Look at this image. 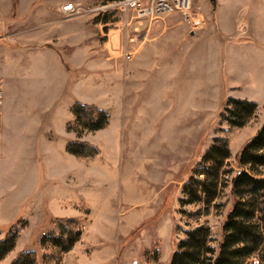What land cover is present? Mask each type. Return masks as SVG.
<instances>
[{"label": "rangeland", "instance_id": "374dc122", "mask_svg": "<svg viewBox=\"0 0 264 264\" xmlns=\"http://www.w3.org/2000/svg\"><path fill=\"white\" fill-rule=\"evenodd\" d=\"M64 1L55 0L53 8ZM194 1L204 15L202 26L192 28L179 13L146 21L131 60L117 50L121 15L116 10L68 20L60 16L59 23L69 27L61 38L45 32L46 38L35 42L57 44L71 80L65 87L54 68L35 64L29 70L37 73L12 81L9 138L0 162V193L7 195L0 197V219L6 221H0V239L13 227L22 229L0 264L25 250H35L42 264L51 248L43 239L56 232L60 218L73 217V176L71 184L59 177L70 195L66 207H51L55 187L45 181L56 178L47 173L52 168L88 173L87 184L76 193L87 203L78 216L82 236L61 264H132L135 258L139 264H171L185 231L204 222L219 247L237 200L233 179L240 151L264 122V0L251 1L248 14H219V21L216 4ZM38 3L14 0V13L0 17L7 33L3 40L15 42L14 32L22 29L45 30L44 17L22 15L36 12ZM82 96L109 112V125L78 133L71 122L69 135H62L67 103ZM230 96L256 101L255 115L232 136V156L209 209L202 202L182 203L183 186L219 135ZM45 132L56 135L42 144ZM71 138L91 142L99 154L86 165L73 164L65 144Z\"/></svg>", "mask_w": 264, "mask_h": 264}, {"label": "trees", "instance_id": "16d2710c", "mask_svg": "<svg viewBox=\"0 0 264 264\" xmlns=\"http://www.w3.org/2000/svg\"><path fill=\"white\" fill-rule=\"evenodd\" d=\"M258 103L230 96L221 113V126L206 150L195 175L184 184L182 203L202 202L209 209L216 197L226 160L232 156V136L255 115ZM77 132L100 130L110 123L109 112L95 104L75 102L70 109ZM67 150L79 159L99 154L97 146L88 141L71 140ZM240 169L233 179L237 196L224 224V237L216 249L212 244L211 226L201 223L185 231L171 264H256L254 256L264 264V123L245 144L239 154ZM208 211V210H207ZM82 217L60 218L56 232L43 239L50 243L42 264H61L65 253L81 239ZM22 227H13L0 239V262L15 248ZM9 264H39L35 250L20 251Z\"/></svg>", "mask_w": 264, "mask_h": 264}, {"label": "crops", "instance_id": "0c3cea01", "mask_svg": "<svg viewBox=\"0 0 264 264\" xmlns=\"http://www.w3.org/2000/svg\"><path fill=\"white\" fill-rule=\"evenodd\" d=\"M5 1H6L5 5L0 6V17H8L14 13V0H5ZM28 1L40 2L37 5L38 6V8L36 9L37 11L36 12L33 11L32 14H29L30 12H23L22 15L44 17L45 19L42 20L41 23L44 26H46L45 30L43 31L41 30L38 32H33V31L31 32L29 29H24V30L22 29L17 33L14 32L16 36L15 42L13 41L8 42L3 40L7 37V33L5 31H2L4 27L0 26V75H2L5 79V105L3 109L4 129H3L2 139L0 142V162L2 159V155L5 151L6 143L8 142V138H9L8 129L10 124V112L13 101V93H14L13 91L14 87L12 85V81L16 77L17 78L19 76L23 77L25 73H27L28 75L31 74V72L33 71L32 70L30 71L29 67L33 68L35 64L36 65L44 64L45 66H48L51 69L54 68L57 73V77L58 75L61 76V80H62L61 83L65 87L69 85L71 80V72L66 67L65 64L67 62L61 56L57 44L50 45L48 43L45 44L44 46L35 45V42L42 41L44 40V38H46L44 36L45 32L47 34L49 33L50 36L58 35V37L61 38L63 32L65 33L66 29L69 28L67 24L63 25L59 23L61 22V17H60L61 14L57 8L56 9L53 8L55 0H28ZM251 1L253 0H217L216 6L218 8L217 9L218 21L220 16L219 14H221V16L223 17H229V16L232 17L236 15L239 16L241 12L248 14V11H251L253 8V6L251 5ZM257 8L258 6H256V9ZM212 28L214 30L217 29L216 26H213ZM73 32H76V30H73ZM30 44H32V47L29 46ZM33 73L34 74L37 73V70H35ZM251 80L254 81L255 79H251ZM256 81L258 80H255L254 82ZM234 88L235 87H233L232 89ZM64 94L65 93L62 94L61 98L64 96ZM85 100L87 101V99L84 96H82L81 99H76V98L73 99L72 97V99L67 103L66 107L68 114L64 119V125L62 127L63 129L61 130L62 135H67V134L69 135L68 123L73 119V114L70 111L71 106L77 101L88 103ZM37 135H39V132L37 133ZM43 135L44 137L42 138L43 139L42 144H46L55 137L56 133L53 132V135L51 134L52 136H49L48 132L47 133L45 132ZM71 140L72 138L65 140L66 150H67V143ZM72 155H73V164L80 163L82 165H86L85 161H87L88 158L79 159L74 154ZM89 158H93V157H89ZM47 173L53 177H56L53 180H51V182L45 181L47 185L50 183L55 187L54 195L51 198L53 199L51 205V207L53 208H57V207L65 208L68 198H70V195L67 194V190L64 188V186L61 185L60 183L61 181L59 180V177L65 178L66 184H68L69 182L71 184L72 182L71 180L73 176V217L81 216L83 214V209L81 205L83 204L87 205V203L84 201L82 202V200L80 199L79 200L81 202H79V200H77L76 193H78L77 192L78 187L82 188L87 184L88 173L83 172V170H81L77 174V172L73 170V174H72L71 169H69L68 167H66L64 170H58V169L53 170V168L49 170L47 169ZM28 181H29V177H27V182ZM4 193L5 192L0 193V197H7V195ZM1 220L2 219H0V221ZM1 222L5 223L6 221H1ZM155 261H158V259L155 258ZM123 264H130V262L125 260ZM144 264H149V262H145Z\"/></svg>", "mask_w": 264, "mask_h": 264}, {"label": "built area", "instance_id": "2783aa9c", "mask_svg": "<svg viewBox=\"0 0 264 264\" xmlns=\"http://www.w3.org/2000/svg\"><path fill=\"white\" fill-rule=\"evenodd\" d=\"M94 3H87V2ZM121 15L119 25V41L117 50L124 60L133 59L137 34L140 26L164 14L179 13L184 22L192 28H198L205 22L204 15L195 5L194 0H65L58 6L63 19H71L83 15H106L112 11ZM134 48V49H133ZM5 105V80L0 76V140L3 134V108ZM256 264L260 258L254 256ZM132 264H139L135 258Z\"/></svg>", "mask_w": 264, "mask_h": 264}, {"label": "water", "instance_id": "95a60500", "mask_svg": "<svg viewBox=\"0 0 264 264\" xmlns=\"http://www.w3.org/2000/svg\"><path fill=\"white\" fill-rule=\"evenodd\" d=\"M212 1V3H214V4H216V2H217V0H211Z\"/></svg>", "mask_w": 264, "mask_h": 264}]
</instances>
